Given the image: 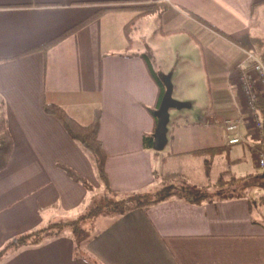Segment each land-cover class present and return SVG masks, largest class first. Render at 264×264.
Here are the masks:
<instances>
[{"label":"crops","instance_id":"obj_1","mask_svg":"<svg viewBox=\"0 0 264 264\" xmlns=\"http://www.w3.org/2000/svg\"><path fill=\"white\" fill-rule=\"evenodd\" d=\"M258 47L264 49V0H0V129L12 142L0 171V250L22 234L75 218L104 189L93 158L44 112L45 104L61 107L83 126L100 111L98 139L115 193L153 190L156 162L167 167L178 158L201 159L205 172L206 158L193 153L226 146L228 155L215 156L206 177L216 158H224L223 171L227 159L239 160L230 167L235 177H260L264 169L252 145L261 142L255 149H264V139L248 119L238 68L248 51L264 52ZM155 75H170L178 101L191 107V94L202 90L209 105L197 122L170 110L160 152L144 143L156 127L147 110L158 100ZM237 118L243 141L229 145L235 134L223 122ZM247 156L255 166L234 172ZM59 165L85 178L91 190ZM164 173L178 174L168 167ZM219 177L212 184L185 181L209 189L210 198L200 202L187 190V196L175 193L111 223L105 216L87 254L100 264H264V215L258 209L264 195L252 199L261 188L221 199ZM0 264L90 263L76 253L67 231L8 252Z\"/></svg>","mask_w":264,"mask_h":264},{"label":"trees","instance_id":"obj_2","mask_svg":"<svg viewBox=\"0 0 264 264\" xmlns=\"http://www.w3.org/2000/svg\"><path fill=\"white\" fill-rule=\"evenodd\" d=\"M102 11L98 12L96 15H99ZM78 24L73 29H71L67 34L73 32L79 27L85 25L88 21ZM135 21L129 22L125 29L127 30L129 27H132ZM56 41H53L49 45L43 47L44 49H48L49 46L56 44ZM261 44V43H260ZM259 44V46H261ZM260 51L264 50L258 47ZM263 52V51H262ZM260 55V57L264 58V52ZM145 62L147 63L149 71L154 74L153 69L151 67L149 56L142 55L141 56ZM156 84L159 88L158 100L153 108H148L149 113L154 117L156 122V117L154 116V111L158 108L162 95L164 93V86L161 79L158 76L153 77ZM259 115L262 121V137L264 139V99L260 98L257 103ZM43 110L47 115L55 117L64 127L68 135L75 141L79 142L81 146L90 154L93 158L98 177L104 185V189L102 194L95 195L91 198L90 204L86 208V210L77 215L75 218H72L65 222H59L50 224L45 228L32 230L28 233L22 234L11 241H9L1 250H0V260L4 258L8 252H13L15 250L20 249L25 246H35L39 245L47 239H51L55 236L63 235L65 232H69L72 237L73 245L75 251L78 255L85 257L90 264H100L98 261L90 257L86 250L85 246L89 243L98 232H92L91 224L97 219L99 216H107L111 219L109 223H111L114 219H118L123 215H126L129 212H132L136 209H140L142 207L156 204L158 202L164 201L170 196L175 195H184L187 196L188 193L193 194V200L196 202H200L209 196V189L207 187L202 186H189L184 185L185 187L176 186V182L185 181L181 179L180 174H166L162 178L163 185L157 184L154 190L150 189V191L140 190L128 193H115L113 192L107 182V177L104 170L106 154L102 147L100 140L98 139V131L100 127V111L96 110L94 112L93 120L88 125H80L75 120H73L61 107L54 104H45L43 106ZM152 135L144 137V143L147 146L152 145ZM264 143V142H263ZM261 142L255 145L258 147ZM12 150V142L7 130L3 128L0 129V171H2L8 164L10 154ZM226 153L228 155V146L226 147H218V148H208L199 151H195L193 155L202 156L206 159L204 160V167L206 174H209L212 159L217 156ZM239 160L232 161L227 159V165L223 172H221L220 177L217 181L216 188L219 189L217 191L220 198H229V197H242L248 190L252 187H257L264 189V170L262 173H259L260 177H254L252 175L246 177H235L230 167L237 163ZM68 176L72 179L76 180L80 184H82L86 189L91 190L90 184L87 182L85 178L78 175L70 168H67L63 165H59ZM227 186V187H226ZM224 188V189H223ZM188 190V193L185 191ZM222 190V192H221ZM186 193V194H185ZM154 194V195H153ZM106 210V212H103ZM91 221V222H90ZM90 222V223H89Z\"/></svg>","mask_w":264,"mask_h":264},{"label":"rangeland","instance_id":"obj_3","mask_svg":"<svg viewBox=\"0 0 264 264\" xmlns=\"http://www.w3.org/2000/svg\"><path fill=\"white\" fill-rule=\"evenodd\" d=\"M258 53L261 54L260 52H258ZM172 97L174 98L173 94H172ZM191 100H192V105H191L190 109L180 110L181 111L180 113L185 114V115H190V121L191 122H197L200 113H202V110H205L209 107L208 97H207L206 93L201 90V91H197L196 93H192L191 94ZM172 111H173L172 116H173V114L175 115L177 113V112H175V110H172ZM238 149H241V147H239V146L235 147V151ZM189 161H192V163H191L192 169H190V170L187 169V167H188L187 163ZM224 161H225L224 158H216V160L214 161V165H213L211 174H210V176H207V177L205 176V172H204V168H203V164H202L201 159L195 160V159H190V158H178L176 160L169 161L167 167L170 169H173L175 172H177L180 175L185 174L186 176H188V178H184V176L181 175V179L185 180L188 183L192 182L195 184H199L201 182L202 184H212V183H215V181L219 177L220 173L223 171L224 166H225ZM245 162H246V164L244 163L243 166L233 168V171L238 173V172H240L239 170H243L244 168L247 171L250 167L255 166V162L252 161L250 158H248V156H247ZM156 166L159 170V174L156 177V183L163 185L162 178L166 175L164 173V171L166 170L167 167H162L160 162H156ZM162 170H163V172H162ZM185 181H178L175 184H176V186H182L183 187L186 184ZM156 183L154 185V188L156 187ZM154 192H155V190L152 193H154ZM256 192H257V196L255 194L252 199L258 201V197L264 195V189L257 190ZM97 195H98V193H97ZM258 209L264 215V208L260 209L258 206ZM103 212H106V210H103ZM104 217L105 216H99L91 224V230L93 233L98 231L102 226L105 225L106 219H104Z\"/></svg>","mask_w":264,"mask_h":264},{"label":"built area","instance_id":"obj_4","mask_svg":"<svg viewBox=\"0 0 264 264\" xmlns=\"http://www.w3.org/2000/svg\"><path fill=\"white\" fill-rule=\"evenodd\" d=\"M239 86L244 95L245 107L248 119L251 122L252 129L258 136L259 141L262 139V121L259 115L257 103L260 98L264 99V58L260 57L258 52L253 49L247 52L245 61L238 66ZM241 118L226 120L223 127L226 132L235 134L234 138L227 139L229 145L241 143L243 140L239 136ZM254 149L257 165L264 169V149Z\"/></svg>","mask_w":264,"mask_h":264},{"label":"water","instance_id":"obj_5","mask_svg":"<svg viewBox=\"0 0 264 264\" xmlns=\"http://www.w3.org/2000/svg\"><path fill=\"white\" fill-rule=\"evenodd\" d=\"M161 81L164 86V93L158 108L154 111V116L156 117V127L152 135V149L156 152L162 151L167 144L169 111L190 108V103L178 101L172 97L170 75L162 77Z\"/></svg>","mask_w":264,"mask_h":264}]
</instances>
